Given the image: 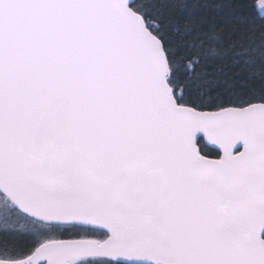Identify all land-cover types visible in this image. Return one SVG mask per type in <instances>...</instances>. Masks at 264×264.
Returning <instances> with one entry per match:
<instances>
[{"label":"snow or ice","instance_id":"obj_1","mask_svg":"<svg viewBox=\"0 0 264 264\" xmlns=\"http://www.w3.org/2000/svg\"><path fill=\"white\" fill-rule=\"evenodd\" d=\"M0 264H264V0H0Z\"/></svg>","mask_w":264,"mask_h":264}]
</instances>
